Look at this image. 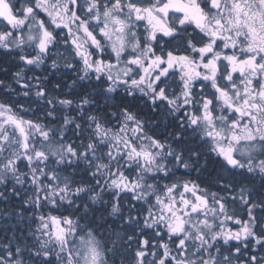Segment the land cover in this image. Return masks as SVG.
Segmentation results:
<instances>
[{
  "label": "snow or ice",
  "instance_id": "1",
  "mask_svg": "<svg viewBox=\"0 0 264 264\" xmlns=\"http://www.w3.org/2000/svg\"><path fill=\"white\" fill-rule=\"evenodd\" d=\"M0 264H264V0H0Z\"/></svg>",
  "mask_w": 264,
  "mask_h": 264
},
{
  "label": "trees",
  "instance_id": "2",
  "mask_svg": "<svg viewBox=\"0 0 264 264\" xmlns=\"http://www.w3.org/2000/svg\"><path fill=\"white\" fill-rule=\"evenodd\" d=\"M6 61H7L6 57L0 56V67H2V68L10 67L11 65L6 63ZM0 78H3V72L2 71H0Z\"/></svg>",
  "mask_w": 264,
  "mask_h": 264
}]
</instances>
